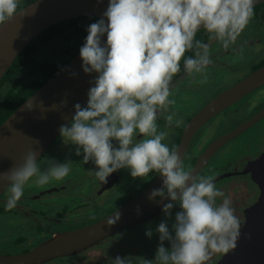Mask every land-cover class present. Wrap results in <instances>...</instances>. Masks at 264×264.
<instances>
[{"label":"clouds","instance_id":"clouds-1","mask_svg":"<svg viewBox=\"0 0 264 264\" xmlns=\"http://www.w3.org/2000/svg\"><path fill=\"white\" fill-rule=\"evenodd\" d=\"M254 5V0H109L103 14L107 23L101 18L88 26L80 48L82 68L98 76L88 91L87 106L75 104L71 123L60 127V136L66 145L75 146L76 156L83 154L84 164L96 165L89 172L103 184L120 169L130 170L133 178L154 171L162 175L163 188L153 189L149 198L169 199L163 205L169 218L177 204L181 210L171 231L167 222L156 229L158 264H209L214 255L229 254L237 247L243 223L232 201L216 187L212 175L185 170L179 151L162 143L168 133L158 131L157 120L163 118L168 128L183 123L172 110L175 100L169 99L182 59L186 76L201 74L199 83L208 81L206 70L213 60L209 44L196 39L197 32L203 29L210 41L218 40L228 50L253 19ZM18 6L19 0H0V27L25 12ZM186 52L194 55L186 57ZM65 105L66 101L61 107ZM137 136L143 138L134 139ZM38 155L29 150L21 164L0 172V187L7 185L6 210L17 207L34 177L37 185L44 186L53 179L63 180L71 171L69 163L55 159H48L41 170ZM152 234L146 232L149 238ZM113 264H133V259L117 256Z\"/></svg>","mask_w":264,"mask_h":264},{"label":"flooded vegetation","instance_id":"flooded-vegetation-1","mask_svg":"<svg viewBox=\"0 0 264 264\" xmlns=\"http://www.w3.org/2000/svg\"><path fill=\"white\" fill-rule=\"evenodd\" d=\"M249 24L251 27L250 29L246 28L249 29L247 35L241 34L236 44L228 50H225L218 40L210 41L208 34L203 29L200 30L202 31L201 41L209 44L210 55L213 60V63L206 70L207 83H199L202 79L201 74H195L194 77L186 76L183 72L184 61L181 60L182 71L174 77V87L171 89L173 94L169 99H175L176 92L186 86H202V89L208 90V87L214 84V76L217 73H223L230 78L240 76L238 73L240 68L230 63V60L237 62L253 57L254 63L249 66L247 72L244 66L245 74L238 81L235 83L232 81L226 87L216 89L208 105L199 110L198 113H194L190 118L189 115L185 117L188 119L185 124L182 123L179 127L173 125V127L168 128L163 118L157 120L158 131H166L175 135L170 142L169 140L162 141L170 150L175 147L178 151L185 130L202 111L212 106L216 99L227 94L232 88L264 67V48H262L264 37L260 33L264 30V3L254 7V17ZM255 27L259 28L260 31L250 33ZM193 55V52L185 53L186 57ZM199 95L205 94L203 91L197 92L189 97V100ZM246 100L250 102L247 103ZM241 103H247V107L243 108ZM172 110L176 112L175 105ZM142 138L137 136L134 139ZM56 142L57 144L53 146ZM62 142L63 138L59 136L37 161L39 167L47 155L55 154L54 148ZM113 143L118 146L116 141ZM57 155L60 158L59 162L69 163L71 169L63 180L53 179L47 185L39 186L35 183L34 177L25 186L24 195L17 207L10 211L6 210L5 206L7 190L0 196V224L6 223L12 228V231H0V235L3 236V239L5 238L4 240H17L12 242L14 249L18 250L13 255L31 252L63 234L89 228L113 216L137 200H142L141 198L153 190L161 176L154 171L147 177L133 178L130 173L125 174L126 169H120L110 175L107 183L103 184L95 177L94 173L89 172V170H95L96 165L91 161L84 164L83 154L76 156L74 145L63 144ZM263 157L264 84L231 103L199 127L188 143L183 161L185 170L191 169L193 175H212L214 177L216 187L224 191L225 196L232 201L236 214L244 223L247 212L257 203L261 194L259 186L249 171H252L254 163ZM222 199L218 198V203L222 202ZM169 202L171 201L166 197H156L150 205H145L144 209L137 215L138 219L133 225L107 237L87 250L70 256L58 257L44 264H55L58 260H79L78 257L85 254L88 255L89 259H94L95 263L79 260L80 264H113V260L117 256L121 258L131 257L133 264H146V261H153L152 264H158L154 255L157 253L160 240L150 238L144 240L146 243L143 242L138 245L131 243L128 234L133 231L136 232V230L141 232L139 229H144L157 219L166 216L163 212V205ZM33 203H36V207L33 206ZM180 210L177 204L172 209L170 219L175 221V215ZM24 225H32L39 229L37 240L26 242L25 237L12 239L16 236L17 228ZM18 235L23 236L24 234L18 233ZM20 240L23 242L17 243ZM147 245L149 250H147ZM164 246L170 249L171 244L164 242ZM144 250H147L148 254ZM0 255L6 254L0 251ZM225 255H214L209 264H217Z\"/></svg>","mask_w":264,"mask_h":264},{"label":"water","instance_id":"water-1","mask_svg":"<svg viewBox=\"0 0 264 264\" xmlns=\"http://www.w3.org/2000/svg\"><path fill=\"white\" fill-rule=\"evenodd\" d=\"M254 3L255 7L264 3V0H254ZM108 6L109 0H37L18 10L25 12L0 27V81L28 45L47 29L80 17L104 18L107 23L103 14ZM102 40L106 44L107 34ZM82 64L79 53L0 126V172H6L21 164L29 150L39 153L38 161L60 136V127L71 123L75 104L87 106L88 91L94 86L93 81L98 73L86 74ZM263 84L264 67L202 111L185 130L178 149L182 159L193 133L199 127L222 109ZM65 101L66 105L61 107ZM27 103L33 105L31 110L27 109ZM249 172L261 190L260 197L247 212L236 249L226 254L217 264H264V157L254 163L252 171ZM162 187L161 175L153 189ZM6 188L7 185L0 187V196ZM152 191L141 198L142 200H137L89 228L63 234L65 237L58 242L51 240L50 243L25 254L0 255V264H44L58 257L87 250L133 225L145 205H150L154 199L149 198ZM117 216L119 219H116ZM109 220H115V223L109 225Z\"/></svg>","mask_w":264,"mask_h":264},{"label":"trees","instance_id":"trees-1","mask_svg":"<svg viewBox=\"0 0 264 264\" xmlns=\"http://www.w3.org/2000/svg\"><path fill=\"white\" fill-rule=\"evenodd\" d=\"M37 0H19L18 10ZM94 17L70 19L34 39L0 81V126L60 69L80 53ZM202 31L196 39L201 40Z\"/></svg>","mask_w":264,"mask_h":264},{"label":"rangeland","instance_id":"rangeland-1","mask_svg":"<svg viewBox=\"0 0 264 264\" xmlns=\"http://www.w3.org/2000/svg\"><path fill=\"white\" fill-rule=\"evenodd\" d=\"M251 25L249 24L246 28L250 29ZM243 31V35H247V33L249 32V29H246ZM254 31H260L259 28L255 27L250 33L254 32ZM261 35L264 37V30L260 32ZM264 48V46L262 47ZM250 61V62H249ZM253 57H251L249 60H242V61H237V62H233V60H230V63H233L236 67L240 68V71L238 73H240V76L238 77H227L226 75H224L223 73H217L214 78H215V82L211 87H208L207 89H202V86H197V87H184L183 89L179 90L176 92V95L174 96V99L176 100L175 102V109L177 112V115L175 118L176 119H181L183 121V123L185 124L186 121L188 119H185V117L187 115H189V118L191 116H193L194 113H198L199 110H202L206 105H208L209 100L213 97V95L215 94L216 89H221L226 87L227 85H229L230 82L233 81V83H235L236 81H238V79H240V77H242L245 72H244V66L246 69V72L249 69V66L254 63L253 62ZM247 62H249L248 64H246ZM234 76V75H233ZM203 91L205 95H199L197 97H193L189 100V97L193 96L194 94H196L197 92ZM247 103H249V100H246ZM247 103H241L240 105L245 108L247 107ZM188 107H185L187 106ZM175 135H173V133H168L167 138L164 140H169L172 141ZM57 144V142L53 145L55 146ZM65 145V143L62 142V144H59L57 147L54 148L53 152H55L54 155H47L43 161V163L40 165V167L42 168L41 170H43L46 166H47V161L48 159H55L57 162L60 161V158L58 157V150L62 147V145ZM71 145V144H68ZM60 146V147H59ZM59 147V148H58ZM126 173H130V170L126 169ZM33 206L36 207V203H33ZM161 222H167L169 230H172V225L174 224L175 221L171 220L169 217L164 216L162 218L157 219L156 221L152 222V224L147 225L146 227H144V229H139L140 231H133L130 232L128 235V239L131 241V243L133 244H138L141 245L144 240L146 239H150L147 235L146 232L148 230L152 231V236L151 239L153 238H157L159 239V233L156 231V229L158 228L159 224ZM17 228V227H16ZM0 231H12L11 226H7L6 223L4 224H0ZM19 234H24L23 236L18 235ZM16 236H14L12 239H17L20 237H25L26 242H30V241H35L38 239V235H39V229H37L35 226L32 225H24V226H20L19 228H17V231L15 233ZM141 235V236H140ZM5 239V238H4ZM3 236L0 235V251H3V254H10L13 255L14 253H17L18 250L14 249V246L12 244L13 241H17V240H4ZM23 242L22 240H20L17 243H21ZM168 242V241H165ZM146 243V242H144ZM27 244V243H26ZM147 250H149V246L147 245ZM144 250L147 254L148 251ZM156 256V254L154 255ZM79 260H87V261H92L94 262V259H89L88 255H81L78 257ZM79 260H58L56 261L55 264H80Z\"/></svg>","mask_w":264,"mask_h":264},{"label":"bare ground","instance_id":"bare-ground-1","mask_svg":"<svg viewBox=\"0 0 264 264\" xmlns=\"http://www.w3.org/2000/svg\"><path fill=\"white\" fill-rule=\"evenodd\" d=\"M63 237H65L64 235H61L60 237H58L57 239H55L53 242H58L59 240H61Z\"/></svg>","mask_w":264,"mask_h":264}]
</instances>
